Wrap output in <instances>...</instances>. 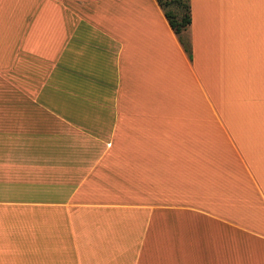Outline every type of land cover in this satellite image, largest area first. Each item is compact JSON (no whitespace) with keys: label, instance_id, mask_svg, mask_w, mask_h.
<instances>
[{"label":"crops","instance_id":"obj_1","mask_svg":"<svg viewBox=\"0 0 264 264\" xmlns=\"http://www.w3.org/2000/svg\"><path fill=\"white\" fill-rule=\"evenodd\" d=\"M218 1L190 60L155 0H0V264H264V16Z\"/></svg>","mask_w":264,"mask_h":264},{"label":"rangeland","instance_id":"obj_2","mask_svg":"<svg viewBox=\"0 0 264 264\" xmlns=\"http://www.w3.org/2000/svg\"><path fill=\"white\" fill-rule=\"evenodd\" d=\"M205 10L199 9L196 12L197 24L207 21L213 32H218L222 27L234 25L236 27H247L257 25L264 16V3L254 0L241 1H218L205 3ZM200 24V23H199ZM189 40L186 35H183Z\"/></svg>","mask_w":264,"mask_h":264},{"label":"trees","instance_id":"obj_3","mask_svg":"<svg viewBox=\"0 0 264 264\" xmlns=\"http://www.w3.org/2000/svg\"><path fill=\"white\" fill-rule=\"evenodd\" d=\"M162 10L165 19L173 33L177 36L188 58L191 60L192 52L190 43L183 35L191 24V8L189 0H155Z\"/></svg>","mask_w":264,"mask_h":264}]
</instances>
